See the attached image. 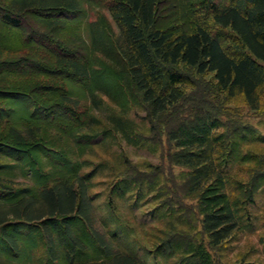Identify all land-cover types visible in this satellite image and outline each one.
Returning a JSON list of instances; mask_svg holds the SVG:
<instances>
[{
  "label": "trees",
  "instance_id": "1",
  "mask_svg": "<svg viewBox=\"0 0 264 264\" xmlns=\"http://www.w3.org/2000/svg\"><path fill=\"white\" fill-rule=\"evenodd\" d=\"M235 98L264 108V0H0V264H222L264 203V135L213 107ZM137 119L167 167L104 173Z\"/></svg>",
  "mask_w": 264,
  "mask_h": 264
},
{
  "label": "rangeland",
  "instance_id": "2",
  "mask_svg": "<svg viewBox=\"0 0 264 264\" xmlns=\"http://www.w3.org/2000/svg\"><path fill=\"white\" fill-rule=\"evenodd\" d=\"M27 18L29 19V17ZM215 102L216 105H213V107L221 110H224V108H230L232 110V117L254 125L258 133L264 135V108L256 112L251 111L238 98L232 100L230 99L224 102L223 99H221L216 100ZM112 110L119 112L115 106L113 107L110 104H107L106 107L102 109V111L105 112H111ZM133 112H137L138 115L144 114L138 106H131L129 108L128 114H132ZM165 118L166 117H162L160 120L154 121L157 123L156 126L162 128V123L168 121V119ZM137 120L141 126V131H139L137 135V138L139 139V144L137 146L127 143L118 134H109L106 138V146L100 145L94 149L92 148V155H89L88 157L92 158L94 162L104 161V173L110 172L111 168L117 167L123 169L124 166L122 164V159L124 157H127L129 161L137 163L139 166L140 164H144V166L150 165L151 167L144 168L147 172H149L147 176H155L161 168L167 167V164L164 162L165 155L168 151L167 140H165L163 136L160 137L162 138L161 140H159V137L154 138V135L146 131L148 127L147 123L145 121H140V119ZM171 170L172 176H178L183 169L174 167L171 168ZM110 182L112 183L114 181H107L105 184L102 183L101 185L96 186L94 191H92V193L95 194V202L98 205H100V203H104L106 200L108 191L106 188L111 186ZM95 192H99V195ZM187 206L188 205L185 207L186 212ZM142 210L143 209L141 208V211ZM186 212L181 209V219L191 220L189 221L190 227H195V229L198 230L197 228H199V225L197 220L192 218V216ZM167 223L168 221L164 220L163 222H160L159 225L153 226L152 230L166 231L168 226ZM148 235V239L153 240L152 236L154 235ZM209 251L215 259L222 264H235L238 262L264 264V203L259 204L253 209L249 224L245 228L233 235V237L223 243L222 246L210 248ZM147 260L150 262L148 258Z\"/></svg>",
  "mask_w": 264,
  "mask_h": 264
}]
</instances>
